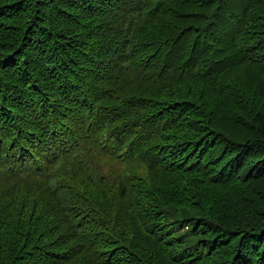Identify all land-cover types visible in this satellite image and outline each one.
Wrapping results in <instances>:
<instances>
[{"label": "trees", "instance_id": "trees-1", "mask_svg": "<svg viewBox=\"0 0 264 264\" xmlns=\"http://www.w3.org/2000/svg\"><path fill=\"white\" fill-rule=\"evenodd\" d=\"M7 140L45 180L0 183V264H68L109 202L127 244L80 264H264V0H0Z\"/></svg>", "mask_w": 264, "mask_h": 264}, {"label": "bare ground", "instance_id": "bare-ground-1", "mask_svg": "<svg viewBox=\"0 0 264 264\" xmlns=\"http://www.w3.org/2000/svg\"><path fill=\"white\" fill-rule=\"evenodd\" d=\"M107 8V7H106ZM112 8V7H111Z\"/></svg>", "mask_w": 264, "mask_h": 264}]
</instances>
